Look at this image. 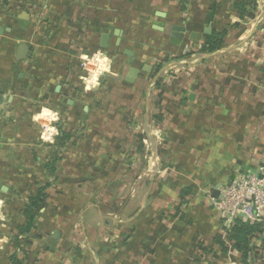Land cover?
I'll return each instance as SVG.
<instances>
[{"label": "crops", "instance_id": "0c3cea01", "mask_svg": "<svg viewBox=\"0 0 264 264\" xmlns=\"http://www.w3.org/2000/svg\"><path fill=\"white\" fill-rule=\"evenodd\" d=\"M240 1L91 0L85 12L90 0H9L0 8V264L16 251L28 264H198L205 256L242 264L217 244L221 220L203 194L264 161V0L244 20ZM79 26L89 36L84 54L110 60L90 91L69 46ZM227 26L219 50L199 52L206 29ZM169 63L175 71L161 84ZM131 69L139 71L132 83ZM45 108L58 118L35 122ZM47 128L56 129L50 139ZM62 132L72 139L59 146ZM44 185L34 229L19 239L27 255L11 236Z\"/></svg>", "mask_w": 264, "mask_h": 264}, {"label": "built area", "instance_id": "2783aa9c", "mask_svg": "<svg viewBox=\"0 0 264 264\" xmlns=\"http://www.w3.org/2000/svg\"><path fill=\"white\" fill-rule=\"evenodd\" d=\"M4 1L6 0H0V8L5 6ZM89 4H91V0L85 4V12L89 8ZM30 5L28 4L26 6L27 10H29ZM85 16H87L86 13H84ZM81 29L82 26L76 29L77 33L71 39L69 46L70 51L74 55L72 58L74 61L76 60L74 64L78 69V78L82 82L84 90L90 91L94 87L99 86L100 78L104 74H110V60L101 51L91 53L90 55L84 54V45L88 42L89 36L86 29L80 31ZM85 56L88 58L87 60L84 59ZM97 56H99V60L101 61L107 60L105 67L108 70L100 71L96 75V82L89 83V81H92L99 67V63L95 62ZM161 70L162 77L160 78V82L164 84L167 80L171 79L173 71L175 70L170 63L164 65ZM150 87L155 88L156 85L151 84ZM257 89L258 95L264 103V80ZM216 192V198L213 196L212 189H204L203 194L211 209L218 213L221 220L220 237L227 249L228 256H231L237 252L233 249L232 243L227 240V235L236 221H241L249 225H258L262 231L261 235L264 236V161L258 172L237 173L231 183L217 188ZM253 249L256 251V256L250 262L252 264H264V243L255 240L253 242ZM201 259L204 260L200 261L199 264L210 262L218 264L214 263L209 256L202 257ZM228 264L234 263L231 262Z\"/></svg>", "mask_w": 264, "mask_h": 264}, {"label": "trees", "instance_id": "16d2710c", "mask_svg": "<svg viewBox=\"0 0 264 264\" xmlns=\"http://www.w3.org/2000/svg\"><path fill=\"white\" fill-rule=\"evenodd\" d=\"M7 1L9 0H6L3 3L6 5ZM234 9L240 16L241 20H244L245 18H252L256 10V0H242L240 2H236L234 4ZM237 27H239V24H234L232 26V28ZM228 28L229 26L221 30L212 29L209 34H206L205 40L201 45L199 52L210 54L219 50L225 43V39L229 33ZM261 74L264 80V64L261 67ZM262 105H264V103ZM70 139H72L71 136L62 132L57 139V144L59 146H63ZM137 142L139 143V141H136V145ZM57 160L58 158L56 156L54 157V160L51 162V164L47 163V167L51 172L55 170ZM47 187V185L39 187L37 192L28 198L27 203L21 209L22 215L25 218V222L23 225L18 226L11 236V241L15 247V250H21L24 254L27 252L23 251L19 239L34 229V220L36 215L42 209ZM261 232L262 231L258 225H249L241 221H236L228 233L227 240L232 243L233 249L241 255L242 264H252L249 259L254 260V257L256 256V251L253 249V242L255 240H259L261 243H264V236L261 235ZM216 242L222 247V251L226 252L224 243L219 239H216ZM30 260H33V258L31 257ZM198 261L200 262L201 259ZM8 264H28V262L26 259L19 258L16 251L9 256Z\"/></svg>", "mask_w": 264, "mask_h": 264}, {"label": "clouds", "instance_id": "9594fccd", "mask_svg": "<svg viewBox=\"0 0 264 264\" xmlns=\"http://www.w3.org/2000/svg\"><path fill=\"white\" fill-rule=\"evenodd\" d=\"M85 60H87L88 58L85 56L84 57ZM99 63V67L97 69V73L93 76L92 81H89V83H95L96 82V75L99 74L100 71H107L108 69L105 67V65L107 64V60H99V56L96 57V61ZM57 115L52 113L50 110L48 109H43L41 114H38L36 116L33 117L35 122H39L40 120L44 119V120H51V121H55L57 119ZM56 133V129L55 128H47V131L44 133V139H50L52 134Z\"/></svg>", "mask_w": 264, "mask_h": 264}, {"label": "water", "instance_id": "95a60500", "mask_svg": "<svg viewBox=\"0 0 264 264\" xmlns=\"http://www.w3.org/2000/svg\"><path fill=\"white\" fill-rule=\"evenodd\" d=\"M175 30H178V29H175ZM183 31H184V29H183ZM209 33H210V29H206V30H205V34H209ZM192 36H193V35H192ZM197 37L200 38L199 35H197ZM105 39H106V36L103 35V36L101 37V46H102V47H105V44H104ZM20 50H21V52H22V55H20L19 57H20L21 59H25L26 56H24V55L27 54V48H26L25 46H21V47H20ZM146 71H147V72L150 71V68H147ZM138 74H139V71H138V70H136V69H131L130 72H129V75H128V79H127V81L130 82V83H132V82L137 78ZM1 104H2V97H1V95H0V105H1ZM214 197H217V192H214Z\"/></svg>", "mask_w": 264, "mask_h": 264}, {"label": "rangeland", "instance_id": "374dc122", "mask_svg": "<svg viewBox=\"0 0 264 264\" xmlns=\"http://www.w3.org/2000/svg\"><path fill=\"white\" fill-rule=\"evenodd\" d=\"M93 68V67H92ZM94 69H95V67H94ZM96 70V69H95ZM138 130H139V128H138Z\"/></svg>", "mask_w": 264, "mask_h": 264}]
</instances>
